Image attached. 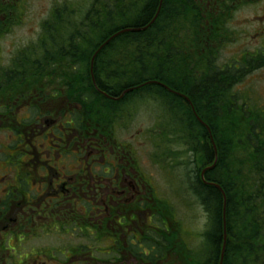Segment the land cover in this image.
Returning a JSON list of instances; mask_svg holds the SVG:
<instances>
[{
  "label": "flooded vegetation",
  "instance_id": "1",
  "mask_svg": "<svg viewBox=\"0 0 264 264\" xmlns=\"http://www.w3.org/2000/svg\"><path fill=\"white\" fill-rule=\"evenodd\" d=\"M203 8L204 17L212 12L219 19L218 58L187 63L190 73L175 77L164 95L175 112L186 114L192 129L204 128L209 138V122L201 115L210 111V99L199 103L195 95L201 91L204 97L214 83L210 65L218 83L239 78L231 93L212 96L211 109L221 115L226 101L228 112L242 118L239 141L252 145L257 130L250 117L264 118V106L250 87L264 84V0H203ZM8 33L0 34V41ZM11 60L0 61V264H157L161 204L156 172L149 171L157 167V113L147 111L149 128H136L139 113L124 107L136 91H157V77L124 94L94 91L110 107L104 114L94 107L92 94H83L79 77L72 91L94 107L88 116L66 90L62 68L38 75L32 66L18 70ZM148 105L155 108L157 97ZM188 155L192 164V150ZM205 156L196 188L204 182L209 187L214 171L224 174L220 164L206 170L208 151ZM214 158L213 153L210 164Z\"/></svg>",
  "mask_w": 264,
  "mask_h": 264
},
{
  "label": "trees",
  "instance_id": "2",
  "mask_svg": "<svg viewBox=\"0 0 264 264\" xmlns=\"http://www.w3.org/2000/svg\"><path fill=\"white\" fill-rule=\"evenodd\" d=\"M159 4L160 0H63L50 9L41 24L37 39L25 48L18 49L12 56L11 63H17L16 68L24 72L28 66H32L35 72H40L38 75H51L53 71L58 73L62 68L61 75L66 90L71 92V97L81 104L83 112L88 116L94 107L101 114L110 107L101 100L92 107L85 97L73 93L72 85L81 77L83 94L87 90L90 92V88L96 92L89 79L90 60L98 47L107 40L109 42L97 53L92 63L97 88L116 95L140 84L145 78L155 76L167 88H174V78L179 75L176 70L181 71L179 76L184 78L190 73L187 63L218 58L219 19L212 12L208 17L203 16V0H162L161 5ZM0 13L5 17V22L0 25L3 29L0 34H4L18 23L19 8L13 0L6 1L0 3ZM122 30L126 32L110 39ZM214 70L216 71L215 67L210 65V72ZM216 77L217 72L211 76L210 81L215 85L218 83ZM86 78L88 84H85ZM214 83H209L208 93L204 97L201 91L195 95L196 102L199 103L200 100L210 99L211 118V106L214 103L212 96L220 92L213 87ZM167 91L161 86L157 88L158 93L166 94ZM182 92L185 93V89ZM223 93L226 94L227 91ZM90 94L96 98L94 93ZM162 99L157 98L159 101ZM163 100L168 105L172 101L170 97ZM184 115L186 116L185 113ZM201 116L206 119L205 114ZM228 119L229 126L225 133L231 139L232 146L237 139L244 140L239 136L242 118L235 115L228 116ZM250 120L252 129L257 130L253 140L261 139L264 144V118L256 115L254 118L250 117ZM161 124L162 130L170 128L177 133L179 140L186 142L187 130L181 127V122L173 123L169 119L161 121ZM209 125L213 128L210 122ZM192 130L197 131L195 133L200 135L198 138L204 137L203 141L207 139L204 128L194 126ZM214 141L218 150V138ZM261 142L257 143L260 149ZM226 143L229 148L227 138ZM230 149L226 155L228 167L235 161L234 152ZM198 150L204 151L203 148ZM212 157L213 152L209 148L208 163ZM257 158L256 168L263 171L260 168H264V158L262 160L259 155ZM202 159L200 154L199 160ZM219 164L220 160L213 169L218 170ZM242 164V167H246ZM234 166L239 168L238 164ZM249 171L247 168L243 173ZM261 171L260 178L247 181L238 179L233 169H230L233 176L227 175L229 185L226 186L220 184L215 171L212 173L210 181L218 186L222 185L225 195L226 247L222 264H264V174ZM196 194L195 198L209 220L207 231L201 235L204 241L198 248L188 247L184 240L186 235L179 234L180 225L174 224L177 236L174 234L175 237L170 240L162 233L160 247L157 248V263L218 264L223 243V199L217 189L206 187L203 183L198 184ZM173 256L175 258H169Z\"/></svg>",
  "mask_w": 264,
  "mask_h": 264
},
{
  "label": "rangeland",
  "instance_id": "3",
  "mask_svg": "<svg viewBox=\"0 0 264 264\" xmlns=\"http://www.w3.org/2000/svg\"><path fill=\"white\" fill-rule=\"evenodd\" d=\"M60 1L63 0H19L20 7L18 23L13 28V30L9 34L5 35L0 41V61L2 63H6L15 50L23 49L27 46V44H29L33 40L35 41L40 31L41 24L47 18L50 8L52 9L55 5H57L56 3ZM3 2L4 1H0V3ZM108 42L109 40L100 45L95 51V53L92 55L89 67L90 77L93 59L95 58L97 53L104 46H106ZM226 57H229V55ZM169 66H171V63H169ZM177 73L181 76L182 72L177 70ZM215 73L216 72H210L209 76H212ZM124 79L127 78L125 77ZM233 79L234 77L228 76L226 80L217 83L213 87L215 89H218L219 91H227V93L229 94L233 91L232 86L238 82L239 78H237V81H233ZM91 83L95 87L96 83L94 76L91 78ZM85 84H88V79L86 80ZM250 87L252 89V93L255 97V100L259 102L262 106H264V84L261 82H253ZM81 91H83L82 88ZM96 92H101L102 94L106 93V91H102V89L100 88H96ZM130 92H132V89H130ZM87 93L90 94L95 92L90 88V92L89 90H87ZM136 93L138 94H135L133 99L130 98L129 100H127L128 103L124 104V107H126V109L130 113H140L143 111H148L153 115L156 112L157 120L165 122V120L170 119L173 123L181 122V127L187 130L186 144L185 140L178 139L176 132H174L170 128L162 130V125L157 122V167L155 169L151 167L149 168V171H154V173L156 172L155 174L157 175L158 200L163 203H169L168 205L170 206V212L175 214L176 221L181 225L183 230L189 233V236H192V238H190L191 247L198 248V246H200L201 243L204 241L201 235H203L209 227V220L207 214L203 211V209L199 207V205L195 201V194L197 189V179L195 177H198L202 167H205L207 165L205 151H209V148H211L210 144L212 145L214 139L218 138V141L220 142L218 146L219 149L222 150V153L220 150V154H218V150L216 148L215 158H218V156L221 157L220 165L221 170L224 171V174L220 177H218V175L216 174L215 177L221 180L223 185L226 186L229 185L227 181V175L233 176L230 172V169H233V173H235L236 177L241 180L255 181L260 178L259 171L261 170H258V168H256V161L258 160V155L261 156V159L264 158V144L261 142V139H256V141L253 140L254 144L252 145H250L247 141L245 143H241L237 139L236 142H234L231 146V139L225 133V130L229 126L228 116L235 117V115L237 114L234 112H228L229 110L226 107V101L225 107L221 106V115L215 114V111H213V115L211 118L209 112L205 113L206 120L213 125V128L204 125L205 128L208 127V129L206 128V130L212 138H208L207 136V139L203 141L201 140V138H198V136L200 135H198V133H195L197 131L194 132V130H192V128L189 126L187 117L184 115V113L182 114L181 111L175 112L173 109L174 103L171 101V104L168 105L167 102L163 100L164 98L165 100H167L169 97L167 98L161 92L158 93L157 91L151 89L145 91L139 90L136 91ZM139 97H141V99H137ZM152 97H157L158 99L163 98L162 101L157 100V105H155V108H152L148 105V101ZM92 98L93 103L96 104V102H99L97 100L99 99L98 97H96L97 99L94 97ZM134 101H137L138 103L134 104ZM122 103L117 105L116 108L118 110L122 106ZM200 106L204 107L203 104H201ZM181 114L184 116H182ZM135 117L136 120L134 126L136 128H149L151 126L152 120L148 117V115L141 113L137 114ZM226 138L229 139L228 144L229 148H231L230 151L234 152L233 155L235 156V161L233 163H230L229 167L227 165L228 162L226 163V155L228 154L229 150L228 145L226 143ZM257 140L261 142L262 149L257 147V143H260ZM197 148H203L204 151L201 152ZM145 150L151 152V147L146 144ZM190 150H192L193 152L192 164L191 157L190 155H188V152ZM211 150L212 152L214 151L213 149ZM200 154L203 157L201 161L198 159V156ZM242 163H244L246 167L236 168L234 166L236 164H238V167L239 165L242 166ZM208 164L210 165H208L209 167L213 166L210 163ZM216 166L217 163L215 164V167ZM247 168L250 171L247 173H243ZM260 169H263V171L261 172H263L264 174V168ZM208 183H211L212 185H214V187L217 186L215 183ZM218 191L220 192V190ZM163 217H165V211L161 210V220L163 219Z\"/></svg>",
  "mask_w": 264,
  "mask_h": 264
},
{
  "label": "bare ground",
  "instance_id": "4",
  "mask_svg": "<svg viewBox=\"0 0 264 264\" xmlns=\"http://www.w3.org/2000/svg\"><path fill=\"white\" fill-rule=\"evenodd\" d=\"M161 1L162 0H160V4L159 5H161ZM159 9H160V6H159ZM159 9H158V11H157V14H158V12H159ZM154 22V20L151 22V23H153ZM124 32H126V31H124V30H122V31H120L119 33H117V34H115L114 36H112L110 39H113L116 35H118V34H122V33H124ZM93 77V73H92V69H91V78ZM157 85H159V86H161L162 88H164V89H166V90H169V91H171L169 88H167L165 85H163V84H161L160 82H157ZM154 88V87H153ZM130 89H132V91L134 90V88H129V89H126V90H124L123 91V94L124 93H126V92H128V91H130ZM123 94H121V96H123ZM198 117H199V115H198ZM197 118V117H196ZM198 119V118H197ZM202 120H203V118H202ZM203 122V121H202ZM208 129V128H207ZM209 137L210 138H212L211 137V135L209 134ZM213 141V140H212ZM210 147H211V149H213L214 151H213V153L215 154V150H216V146H215V142L213 141V144L211 145L210 144ZM213 147V148H212ZM215 157H216V155H215ZM217 161H218V158H214V161H213V163H212V167H209V168H207L206 170H211L212 168H214L215 167V164L217 163ZM206 184H208L207 186H209V187H213V188H215V189H218V190H220V193H221V196H222V199H223V243H222V247H221V254H220V260H219V264L221 263H223V258H224V253H225V247H226V233H225V221H224V212H225V195H224V192H223V189L221 188V186H218L217 184V186H215L214 187V185H212L211 183H206ZM222 250H223V254H222Z\"/></svg>",
  "mask_w": 264,
  "mask_h": 264
},
{
  "label": "water",
  "instance_id": "5",
  "mask_svg": "<svg viewBox=\"0 0 264 264\" xmlns=\"http://www.w3.org/2000/svg\"><path fill=\"white\" fill-rule=\"evenodd\" d=\"M222 254H223V250H222ZM221 264V263H220Z\"/></svg>",
  "mask_w": 264,
  "mask_h": 264
}]
</instances>
